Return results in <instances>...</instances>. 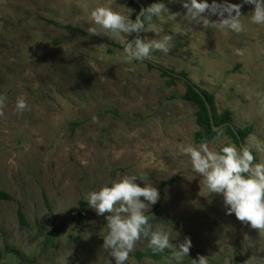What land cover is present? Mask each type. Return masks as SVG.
<instances>
[{
    "label": "rangeland",
    "instance_id": "374dc122",
    "mask_svg": "<svg viewBox=\"0 0 264 264\" xmlns=\"http://www.w3.org/2000/svg\"><path fill=\"white\" fill-rule=\"evenodd\" d=\"M138 1L143 8L161 2L180 15L162 26L161 35H173L168 55L126 63L120 43L86 31L88 11L103 0H0V94L7 97L0 190L10 196L0 202V264H115L101 247L106 221L83 195L129 174L144 175L135 183L158 191L146 213L153 229L171 225L179 233L174 246L190 239L182 264L197 256L208 264H264V233L225 215L220 196H201L202 178L177 151L194 143L199 129L195 107L181 100L185 79L212 96L217 113L227 110L234 128L250 129L242 143L264 142V26L245 17L244 31L224 34L184 22L182 0ZM116 7L130 9L135 21L138 10L128 0H115ZM252 10L243 5L241 15ZM161 70L185 79L168 87ZM18 97L27 103L23 112L15 110ZM208 143L217 151L227 143L239 148L225 134ZM253 155L254 162L264 158ZM18 209L26 226L18 224ZM52 226L54 246L45 244ZM148 249L141 239L125 264H176L171 249L158 259L145 256Z\"/></svg>",
    "mask_w": 264,
    "mask_h": 264
},
{
    "label": "clouds",
    "instance_id": "9594fccd",
    "mask_svg": "<svg viewBox=\"0 0 264 264\" xmlns=\"http://www.w3.org/2000/svg\"><path fill=\"white\" fill-rule=\"evenodd\" d=\"M114 4L115 0H103V3L88 11V35L105 36L120 43L126 63L151 60L155 52L168 55L173 47V35H161L162 26L169 22L175 23L179 13H170L164 3L156 2L142 8L133 21L129 18L130 9L116 7L124 9L117 11ZM243 5H251L252 12L242 16L240 9ZM181 7L184 9V22L224 34L244 31L245 17L252 25L264 26V0H241L237 4L228 3L227 0L221 3L216 0H212V3L206 0H182ZM212 15L217 18L215 21L208 19ZM148 32L157 38L141 39L138 35L131 42L126 39L132 33ZM6 99V96L0 94V107L4 106ZM26 108L25 99L18 97L15 110L23 112ZM252 140L249 137L239 148L227 143L220 146L218 151L210 149L207 141L198 145L188 142L178 145L177 151L187 157L191 172L202 178L201 196H220L225 215H234L237 221L250 229L264 233V158L254 162L253 155V152H264V142L253 143ZM157 167L162 171L167 169L163 160L157 161ZM143 179H146L144 175H123L110 185L83 195L87 207L106 221L101 247L113 258L115 264H125L136 243L146 239L153 253L171 249L176 264H182L189 253L191 241L185 237L182 243L174 246L171 241L179 233L173 232L171 225L168 229L163 225L153 229L146 213L157 203L159 194L150 182L144 183L142 187L135 183ZM190 264H208V257L197 256Z\"/></svg>",
    "mask_w": 264,
    "mask_h": 264
},
{
    "label": "trees",
    "instance_id": "16d2710c",
    "mask_svg": "<svg viewBox=\"0 0 264 264\" xmlns=\"http://www.w3.org/2000/svg\"><path fill=\"white\" fill-rule=\"evenodd\" d=\"M129 6L133 7L134 9H137L139 12V8L135 5L134 2L131 0H128ZM65 29L70 30L68 26L64 27ZM149 68H153L155 66L151 64H147ZM161 75L166 78L165 84L168 87L174 86L175 81H179L180 79H185V74L183 72L178 74H173L172 72L161 70ZM185 83V91L183 95L181 96V100L188 102L192 104L195 107L194 117H195V123L198 126V130L194 133L193 141L196 144H199L203 141H213L220 137L222 134H225L229 138L233 140L235 144L238 145V141L236 136L239 137L240 141L243 142L247 136L249 135L250 129L244 128V129H237L234 128L230 124V113L227 110H223L220 113H217L215 109V105L213 103V98L211 95L206 93L204 90L199 89L195 85H193L190 81L184 80ZM206 105H208L210 110V117L206 108ZM210 118L212 119V123H210ZM212 126L214 128H217L216 131L213 130ZM10 199V196L5 193L4 191L0 190V202L1 201H7ZM82 213V207L79 208L78 214L80 215ZM16 218L18 221L19 226H26V222L24 220V216L22 215L20 209L16 212ZM54 233H55V227L52 226L51 230L49 232V235L45 239V244H50L51 246H54ZM12 254H15L18 256V254L11 250ZM145 256H149L153 259H158L161 255V253H153L151 249H148L144 253ZM19 257V256H18Z\"/></svg>",
    "mask_w": 264,
    "mask_h": 264
},
{
    "label": "water",
    "instance_id": "95a60500",
    "mask_svg": "<svg viewBox=\"0 0 264 264\" xmlns=\"http://www.w3.org/2000/svg\"><path fill=\"white\" fill-rule=\"evenodd\" d=\"M131 1L134 2L135 5H137V7L139 8V12H138V14H137V16H136V18H137V17L139 16V14H140V10H141L143 7H142V5L140 4V2H139L138 0H131ZM136 36H137V34L134 33L133 40H134V38H136ZM206 108H207V111H208V114H209V117H210L211 115H210V110H209L208 105H206ZM210 123H212V119H211V118H210ZM212 128H213L214 131L217 130V128H214L213 126H212ZM236 138H237V141H238V145H239V147H240V145L242 144V142L240 141V139H239L238 136H236Z\"/></svg>",
    "mask_w": 264,
    "mask_h": 264
}]
</instances>
